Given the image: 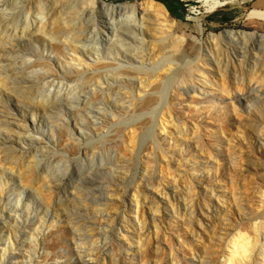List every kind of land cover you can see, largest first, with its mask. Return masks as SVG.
Returning a JSON list of instances; mask_svg holds the SVG:
<instances>
[{
  "label": "rangeland",
  "instance_id": "rangeland-1",
  "mask_svg": "<svg viewBox=\"0 0 264 264\" xmlns=\"http://www.w3.org/2000/svg\"><path fill=\"white\" fill-rule=\"evenodd\" d=\"M103 1L0 0V264H264L253 0Z\"/></svg>",
  "mask_w": 264,
  "mask_h": 264
},
{
  "label": "bare ground",
  "instance_id": "bare-ground-1",
  "mask_svg": "<svg viewBox=\"0 0 264 264\" xmlns=\"http://www.w3.org/2000/svg\"><path fill=\"white\" fill-rule=\"evenodd\" d=\"M99 0H94L95 3H97ZM102 2H104L105 5H108L110 6L111 3L110 2H106V1H103V0H100ZM200 3H202L203 7L205 8V10L207 12H213L215 11L216 9H218L219 7H222L224 5H226L229 1L228 0H198ZM155 2V1H154ZM113 3V2H112ZM114 7L113 8H116V9H120L124 6V5H121V6H116V5H119V4H112ZM164 5V4H163ZM165 6V5H164ZM166 7V6H165ZM134 15L132 17H134L136 15V12L133 13ZM249 17L250 18H259V19H262L264 20V11H259V10H252L249 14ZM231 32H236V30H232ZM239 32V31H238ZM231 35V34H230ZM259 34H256L252 37H257ZM264 35V34H263ZM263 35H259L258 37L262 38V40L264 39L263 38ZM225 36V35H224ZM233 38H238V37H235L233 34L231 35ZM226 37V36H225ZM250 37V38H252ZM227 38V37H226ZM230 39L231 41H234L235 39ZM250 38L248 40H243V39H236V40H239V41H249ZM228 40V39H227ZM173 78V77H172ZM174 79V78H173ZM172 79V81H173Z\"/></svg>",
  "mask_w": 264,
  "mask_h": 264
},
{
  "label": "trees",
  "instance_id": "trees-1",
  "mask_svg": "<svg viewBox=\"0 0 264 264\" xmlns=\"http://www.w3.org/2000/svg\"><path fill=\"white\" fill-rule=\"evenodd\" d=\"M167 8V10L170 12V14L177 18V19H184L185 18V11H186V3L183 0H160ZM233 18L229 16L213 17L214 21L227 23L230 22Z\"/></svg>",
  "mask_w": 264,
  "mask_h": 264
},
{
  "label": "water",
  "instance_id": "water-1",
  "mask_svg": "<svg viewBox=\"0 0 264 264\" xmlns=\"http://www.w3.org/2000/svg\"><path fill=\"white\" fill-rule=\"evenodd\" d=\"M113 3H115V2H113ZM115 4H121V3H115ZM163 4V3H162ZM233 29H225L224 31H223V36L225 35L226 37V39H228V40H230V39H232L233 37L229 34V32H231ZM257 34H259V35H263V33H259V32H257ZM258 35V36H259ZM252 37V38H250V40L249 41H252L253 39L254 40H258V41H262V38H260V37ZM233 39H235V38H233ZM235 41V40H234Z\"/></svg>",
  "mask_w": 264,
  "mask_h": 264
},
{
  "label": "crops",
  "instance_id": "crops-1",
  "mask_svg": "<svg viewBox=\"0 0 264 264\" xmlns=\"http://www.w3.org/2000/svg\"><path fill=\"white\" fill-rule=\"evenodd\" d=\"M254 10L264 11V0H253Z\"/></svg>",
  "mask_w": 264,
  "mask_h": 264
},
{
  "label": "built area",
  "instance_id": "built-area-1",
  "mask_svg": "<svg viewBox=\"0 0 264 264\" xmlns=\"http://www.w3.org/2000/svg\"><path fill=\"white\" fill-rule=\"evenodd\" d=\"M184 1V0H183Z\"/></svg>",
  "mask_w": 264,
  "mask_h": 264
}]
</instances>
